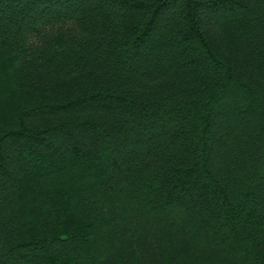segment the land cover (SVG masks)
<instances>
[{
    "label": "trees",
    "instance_id": "trees-1",
    "mask_svg": "<svg viewBox=\"0 0 264 264\" xmlns=\"http://www.w3.org/2000/svg\"><path fill=\"white\" fill-rule=\"evenodd\" d=\"M0 264H264V0H0Z\"/></svg>",
    "mask_w": 264,
    "mask_h": 264
}]
</instances>
